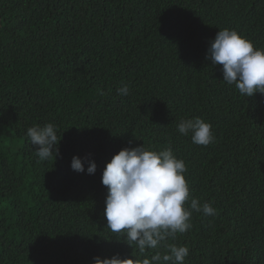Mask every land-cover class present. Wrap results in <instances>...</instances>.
<instances>
[{
  "label": "trees",
  "instance_id": "1",
  "mask_svg": "<svg viewBox=\"0 0 264 264\" xmlns=\"http://www.w3.org/2000/svg\"><path fill=\"white\" fill-rule=\"evenodd\" d=\"M223 28L257 46L264 37L250 0H0V264L138 254L105 249L114 242L106 186L74 172L60 150L35 155L27 129L48 123L72 157L171 145L191 197L217 210L205 216L186 202L191 240L176 236L190 250L184 264H264V95L242 96L206 58ZM51 63L63 88L49 85ZM125 84L129 95H119ZM196 117L213 126L208 146L176 130ZM95 162L102 177L106 163ZM165 244L175 243L152 251Z\"/></svg>",
  "mask_w": 264,
  "mask_h": 264
},
{
  "label": "clouds",
  "instance_id": "2",
  "mask_svg": "<svg viewBox=\"0 0 264 264\" xmlns=\"http://www.w3.org/2000/svg\"><path fill=\"white\" fill-rule=\"evenodd\" d=\"M250 7L264 20V0H250ZM258 38L259 46L237 30L223 28L219 29L207 49L206 58L211 64L222 65V81L235 85L246 98L257 93L264 95V37ZM48 69L49 85L52 83L63 88L67 82L56 66L51 63ZM129 93L127 84L118 89L119 95L127 96ZM114 111L108 112L104 125L115 123L120 110L115 114ZM212 128L210 122L196 117L182 119L176 130L184 138H190L192 143L208 146L214 141ZM26 135L35 146L34 152L39 160L59 156L60 150L64 154V162L71 164L74 172L80 176L92 175L106 186L104 216L111 231L108 238L114 242L105 249L122 252L130 247L138 254L133 255L134 259L121 258L118 253L111 258L97 256L93 258V264H184L190 250L187 245L176 243V236L192 235V213L185 206L186 202L191 200V209L205 216L217 214L211 203L201 206L197 199L191 197L189 182L185 178L186 164L174 154L171 145L153 150L142 144L99 155L106 163L100 177L95 174L98 157L94 160L91 154L82 157L80 153L68 156L70 142L58 132L56 125H33L27 129ZM170 238L175 244H165L163 254L152 251ZM188 240H191L190 236Z\"/></svg>",
  "mask_w": 264,
  "mask_h": 264
}]
</instances>
